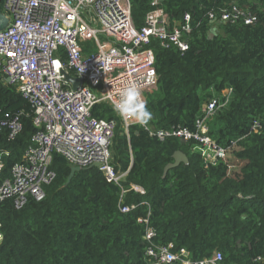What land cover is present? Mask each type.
Segmentation results:
<instances>
[{"label": "trees", "instance_id": "obj_1", "mask_svg": "<svg viewBox=\"0 0 264 264\" xmlns=\"http://www.w3.org/2000/svg\"><path fill=\"white\" fill-rule=\"evenodd\" d=\"M130 2L140 29L153 9L151 0ZM233 5L254 12L257 21H209L210 11L219 18ZM160 6L172 21L188 13L193 30L185 51L164 48L153 38L146 45L157 75L145 101L152 112L147 127L192 129L202 105L213 97L224 102L221 92L230 90L208 121V134L226 149V158L205 165L191 142L159 140L139 124L126 134L112 107L97 103L93 116L116 121L111 164L120 171L130 166L122 182L126 191L121 194L95 166L76 170L64 185L70 165L53 153L50 168L56 176L43 187V199L28 197L21 209L10 198L0 202V264H143L144 225L137 218L148 211L156 242L184 247L191 259L220 251L222 264H264V0H161ZM33 115L29 100L0 74V122L17 117L21 126L13 137L6 126L0 128L3 177L33 144ZM176 150L187 163L163 174ZM230 155L243 162L232 174ZM119 204L136 206L121 212Z\"/></svg>", "mask_w": 264, "mask_h": 264}, {"label": "built area", "instance_id": "obj_2", "mask_svg": "<svg viewBox=\"0 0 264 264\" xmlns=\"http://www.w3.org/2000/svg\"><path fill=\"white\" fill-rule=\"evenodd\" d=\"M161 0H151L152 10L146 14L144 25L135 27L130 0H1L3 14L9 18L0 30V74L2 79L29 100L34 108L33 144L15 163L10 176H2L0 159V202L12 199L15 209H21L28 197L41 200L43 187L55 179L50 168L52 154L62 155L70 166L97 167L107 182L121 188L130 166L116 170L111 164V140L116 121L97 118L91 114L97 103L118 99V91L134 84L145 102L146 95L155 89L157 75L150 40L157 39L164 48L180 51L189 48L188 37L193 30L191 16L185 13L172 21L160 6ZM210 22H235L246 25L257 21V15L237 5L223 9L219 18L208 13ZM88 44V45H87ZM65 74L81 80L72 88ZM230 90L222 92L225 101L209 98L195 118L193 128L175 125L169 129L151 130L159 140L178 138L191 142V151L198 153L205 165L225 159L226 149L208 134V121L215 110L229 98ZM202 105V106H203ZM112 107V106H111ZM117 114V113H116ZM121 120L127 134L132 120ZM13 137L20 130L15 117L0 122ZM254 122L252 128L256 130ZM135 191L143 189L130 184ZM132 204L118 207L121 212L135 208ZM148 211L137 222L144 225L143 264H222V254L215 251L200 260L191 259L189 252L174 249L171 242H156L157 231L149 223ZM3 240L0 222V244Z\"/></svg>", "mask_w": 264, "mask_h": 264}, {"label": "clouds", "instance_id": "obj_3", "mask_svg": "<svg viewBox=\"0 0 264 264\" xmlns=\"http://www.w3.org/2000/svg\"><path fill=\"white\" fill-rule=\"evenodd\" d=\"M117 95L118 99L115 100L111 96L105 97L110 102L113 111L124 121L132 120L141 126H147L152 120V112L141 99L139 89L134 84H129L122 87Z\"/></svg>", "mask_w": 264, "mask_h": 264}, {"label": "water", "instance_id": "obj_4", "mask_svg": "<svg viewBox=\"0 0 264 264\" xmlns=\"http://www.w3.org/2000/svg\"><path fill=\"white\" fill-rule=\"evenodd\" d=\"M8 22H9V18L0 11V30H3L7 26ZM65 77H66V79H68L71 82V85H72V88L73 89H76V88H78L80 86L81 80L79 78L72 77L69 74H65ZM202 107H204V105ZM172 158H173V161L170 162V163H168L164 167L163 174H165L166 171L169 168L175 167L178 164H180L181 162L187 163V156L182 151H180V150H176L175 152H173ZM94 166H97V164H94ZM79 169H80L79 166H70V173H69V175H68V177H67L66 182L64 183V185H67V183L70 181L73 173L76 170H79Z\"/></svg>", "mask_w": 264, "mask_h": 264}, {"label": "rangeland", "instance_id": "obj_5", "mask_svg": "<svg viewBox=\"0 0 264 264\" xmlns=\"http://www.w3.org/2000/svg\"><path fill=\"white\" fill-rule=\"evenodd\" d=\"M153 91V90H152ZM151 91V92H152ZM146 101V98H145ZM228 164V170H229V174H232L234 172H238L240 167L242 166L243 162H240L239 160L235 159L233 156H229L227 159Z\"/></svg>", "mask_w": 264, "mask_h": 264}, {"label": "crops", "instance_id": "obj_6", "mask_svg": "<svg viewBox=\"0 0 264 264\" xmlns=\"http://www.w3.org/2000/svg\"><path fill=\"white\" fill-rule=\"evenodd\" d=\"M151 93V92H150ZM150 93H148V94H150ZM147 96V95H146Z\"/></svg>", "mask_w": 264, "mask_h": 264}]
</instances>
